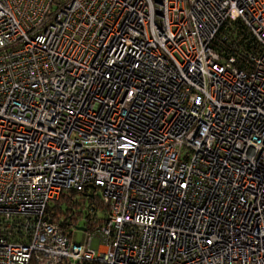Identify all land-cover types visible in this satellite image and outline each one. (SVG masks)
<instances>
[{
	"label": "built area",
	"instance_id": "2783aa9c",
	"mask_svg": "<svg viewBox=\"0 0 264 264\" xmlns=\"http://www.w3.org/2000/svg\"><path fill=\"white\" fill-rule=\"evenodd\" d=\"M228 20L242 21L255 41L242 68L217 50ZM261 64L264 0H0V264L264 260V211L236 228L229 209L248 210L221 187L208 196L205 179L241 187L245 168L235 166V180L225 160H253L254 185L243 190L264 207ZM85 189L107 215L77 243L48 208ZM185 206L201 217L206 210L211 226L201 221L191 233L176 222ZM153 219L173 220L159 241ZM213 228V242L198 237Z\"/></svg>",
	"mask_w": 264,
	"mask_h": 264
},
{
	"label": "trees",
	"instance_id": "16d2710c",
	"mask_svg": "<svg viewBox=\"0 0 264 264\" xmlns=\"http://www.w3.org/2000/svg\"><path fill=\"white\" fill-rule=\"evenodd\" d=\"M225 38H222V37ZM217 50L223 56H237V64L242 68L247 60V56L255 47V41L249 29L242 21L228 23L220 30L217 36ZM224 39V40H223ZM79 197H76V196ZM52 213V221L61 225L66 234H70V228L80 214L85 215L86 221L84 229L90 232H98L100 226L106 220L107 206H105L93 191L85 189L83 191H67L60 199L48 208ZM100 264V263H84Z\"/></svg>",
	"mask_w": 264,
	"mask_h": 264
},
{
	"label": "bare ground",
	"instance_id": "6f19581e",
	"mask_svg": "<svg viewBox=\"0 0 264 264\" xmlns=\"http://www.w3.org/2000/svg\"><path fill=\"white\" fill-rule=\"evenodd\" d=\"M259 59L262 60V58L260 57ZM261 65H264V64H261ZM206 135H210L211 133H209L208 131L205 132ZM240 138H244V136L242 134H240ZM264 146V144H263ZM248 157V155H247ZM209 163V160H205ZM262 161L263 160H260V163L261 164H257V166H259V169L260 171L263 172L264 174V164H262ZM169 164L172 165L173 162L172 160H168ZM253 163V160H238L236 162H233L231 160H225V165H226V168H227V174H229L230 176H232L235 180H237L240 175L235 171V166H243L245 169V174L244 176L242 177L240 183H241V187H238V186H235V185H238L239 183L236 181L235 184H233L232 186L231 185H227V184H221V185H217L215 184L216 183V180H217V177L216 176H212L213 174L212 173H209L208 176L205 178L208 182H211L212 183V190L211 191H208L207 194L208 196L210 197H214L215 195V192L214 190L217 189V188H223V189H219V190H223V194L222 196L223 197H230V199L233 200V202L236 204L237 203V206H238V209L239 211H245L246 209L248 210V215H246L245 217H237L233 214L235 213H238V210L236 209L237 206L235 205V209L234 211H232V209H229V212L226 216V222L228 223H231L236 227V228H239V229H246V228H250L249 227V223L252 222L253 220L257 219L255 215H259V211L260 210H263L264 211V207H257L256 206V202H257V197L254 195V194H251V193H247L246 191L243 190V188L248 184V183H251L252 185H254V182L253 180H250V176H249V173H248V166L249 165H252ZM255 165V164H254ZM262 177H264V175H262ZM242 194L244 196V198L247 200V203H240L236 200V195L237 194ZM251 198H253V201L252 203H249L248 200H250ZM207 204V207L209 206H212L213 203L212 202H209V203H206ZM250 206H256L254 208H256V212H253L252 209H250L249 207ZM246 208V209H245ZM154 216L157 217L158 216V213L155 211L154 212ZM216 215L219 214L218 211H215ZM204 216L201 217L198 213H195L193 211V209L189 206H185V211L183 212L182 214V217H178V219L176 220V222L178 221H182L184 223H187L189 227H192L193 229H191V233H196L197 232V229L201 226V221L205 222L208 226H211L210 225V222H208L206 219L208 218V215L206 213V210L204 211ZM219 216V215H218ZM260 221H264V218H261L259 219ZM217 221H212L211 224H214L216 223ZM238 222H241V224H238ZM155 224H158V231H153V228L150 229V231L154 234V239L156 240H160L162 237V234L161 236L160 235V231H164L165 228H168L170 227L172 224H173V220L170 221V220H164V221H161V222H156L155 219L152 220V223L149 227H153ZM195 225H197V227H195ZM207 229H209L208 227H205L204 228V231H206ZM263 229H264V226H263ZM149 231V230H147ZM149 231V232H150ZM220 232L218 231L217 228H213L211 231L205 233V234H200L198 235V237H201V238H204V239H211L212 242L213 240L215 239V237L219 234ZM180 239L177 238L175 240H172L171 239V243L173 245H175L176 243V240ZM210 240V241H211ZM222 245V244H220ZM104 247H106V245H104ZM165 248V247H164ZM185 251L187 250L186 248L184 249ZM220 250V249H219ZM227 249L225 246H222V252H225ZM243 253V252H241ZM255 256V258L253 257ZM237 258H234V261L236 263H238L240 261L241 264H252L254 262H257L260 263V262H264L263 259H261V257L259 255H256L254 253H249L247 254V257H246V260L245 262H242L241 259L236 256ZM93 263H99V262H93ZM221 264V263H220Z\"/></svg>",
	"mask_w": 264,
	"mask_h": 264
},
{
	"label": "rangeland",
	"instance_id": "374dc122",
	"mask_svg": "<svg viewBox=\"0 0 264 264\" xmlns=\"http://www.w3.org/2000/svg\"><path fill=\"white\" fill-rule=\"evenodd\" d=\"M228 23H232V21H229V20L226 21L225 24L223 25V27L225 25H227ZM76 197H79V196L77 195ZM85 221H86V217H85L84 213L80 214V217L76 221H74V224L69 229L70 232L74 233L73 240L77 243L83 242L84 231H86L84 229ZM88 232H90V231H88ZM92 247H93V249H97V247H98V241L97 240H93Z\"/></svg>",
	"mask_w": 264,
	"mask_h": 264
}]
</instances>
